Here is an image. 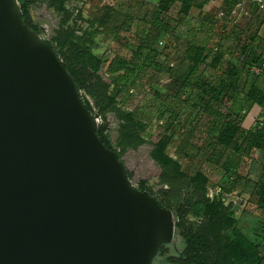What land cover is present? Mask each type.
Wrapping results in <instances>:
<instances>
[{
    "label": "rangeland",
    "instance_id": "1",
    "mask_svg": "<svg viewBox=\"0 0 264 264\" xmlns=\"http://www.w3.org/2000/svg\"><path fill=\"white\" fill-rule=\"evenodd\" d=\"M63 1L60 7L59 0H34L32 17L44 39L52 42L68 29L75 31V42L84 45L85 33L96 31L93 52L103 62V77L113 81L109 94L116 102L105 108L100 86L82 93L100 124L108 125L106 134L134 170V182L150 176L151 193L174 211L190 203L186 223L197 229L207 228L204 194L220 199L234 211L237 228L254 244H263L264 211L258 204L257 183L264 175V151L237 154L214 146L212 126L217 120L206 108L221 102L224 115L246 117V129L254 128L261 117L264 109L248 100L247 91L252 84L264 89V73L253 69L262 64H251L252 56L262 51L264 11L240 0L227 7L187 0L192 3L189 14L182 10L186 0ZM162 18L169 32L160 29ZM245 43L250 45L246 50ZM201 48L208 49V57L192 70L191 59ZM210 86L223 94L233 86L235 90L217 100L209 93ZM120 112L131 113L135 123L145 126L137 133L144 144L137 146L123 136L127 121ZM165 132L171 135L166 153L184 175H157L161 169L169 170L151 155L153 144ZM183 245L178 236L177 246ZM168 247L172 250L174 245ZM207 252H213L210 243ZM154 264L168 261L158 254Z\"/></svg>",
    "mask_w": 264,
    "mask_h": 264
},
{
    "label": "water",
    "instance_id": "2",
    "mask_svg": "<svg viewBox=\"0 0 264 264\" xmlns=\"http://www.w3.org/2000/svg\"><path fill=\"white\" fill-rule=\"evenodd\" d=\"M99 127L19 1L0 0V264H154L177 246L174 210Z\"/></svg>",
    "mask_w": 264,
    "mask_h": 264
},
{
    "label": "trees",
    "instance_id": "3",
    "mask_svg": "<svg viewBox=\"0 0 264 264\" xmlns=\"http://www.w3.org/2000/svg\"><path fill=\"white\" fill-rule=\"evenodd\" d=\"M173 1V0H172ZM209 1V0H208ZM238 0H225L219 3L221 6L227 7L231 2ZM210 2V1H209ZM23 11V20L35 31L42 33L40 26L34 21L30 6L34 0H22L19 2ZM63 0H59V6L63 7ZM255 8H259L257 5ZM192 8L190 1H183V12L189 14ZM159 26L162 31L169 32L170 27L167 21L159 19ZM96 31L85 33L87 43L78 45L75 42V31L63 30L52 41L46 40L56 50L60 60L73 76L77 87L81 93L85 105L93 113V106L87 97L82 93L83 90L93 91L96 86L103 88V97L107 100L105 108L114 106L115 99L109 94V89L113 81H107L102 73V60L98 58L93 48L97 45L93 37ZM243 48L248 49L249 44ZM207 48H201V52L194 59H191V68L198 66L201 61H205L208 57ZM251 60L252 65L262 64L264 61V39L262 43V51L258 56L253 55ZM236 75L235 71L231 72V76ZM209 93L218 100L223 96H228L230 91H234L235 87H231L225 92L217 91V88L210 86ZM247 98L253 104L259 105L264 109V89L256 84H252L247 91ZM224 104L221 102L214 103L212 106L207 105V112L214 115L217 122L212 126L214 146H221L237 154H243L245 151H264V111L261 112V117L255 122L252 129H246L243 122L246 117L234 115H224L221 112ZM127 124L123 127V136L127 140H133L137 146H141L146 141L137 133L144 129L145 126L140 123H135L131 113L120 112ZM98 118V115H95ZM107 124H100L98 134L106 146L116 150L109 137L107 136ZM171 142V135L165 132L161 139L153 144L151 155L154 159L161 162L163 167H169L168 171L161 169L158 176L161 178L169 176L184 175L180 171L178 162L166 153V149ZM117 151V150H116ZM120 158L125 162L133 185L141 190H149L148 183L150 176L140 177L137 183L134 182L135 172L130 169L128 163L124 160L122 152L117 151ZM257 195L259 207L264 211V175L257 183ZM150 191V190H149ZM151 192V191H150ZM159 199V198H158ZM206 202V225L207 228H195L193 225H187L186 219L192 211V205L188 203L185 207L181 204L175 215L177 219L178 236L183 240V247L174 246L172 250L168 245H163L159 254L166 257L168 264H264V243L256 245L251 241L240 229L236 226L234 211L220 199L211 200L204 194ZM163 206H166L162 199H159ZM208 243L212 244L213 252H207Z\"/></svg>",
    "mask_w": 264,
    "mask_h": 264
},
{
    "label": "built area",
    "instance_id": "4",
    "mask_svg": "<svg viewBox=\"0 0 264 264\" xmlns=\"http://www.w3.org/2000/svg\"><path fill=\"white\" fill-rule=\"evenodd\" d=\"M211 3H216L219 4L225 0H209ZM240 1H244V2H248V3H252L254 5H257L262 11H264V0H240ZM223 14V13H222ZM253 69L259 74V73H264V61L261 65L260 68H258L257 66H254ZM99 120V119H98Z\"/></svg>",
    "mask_w": 264,
    "mask_h": 264
},
{
    "label": "crops",
    "instance_id": "5",
    "mask_svg": "<svg viewBox=\"0 0 264 264\" xmlns=\"http://www.w3.org/2000/svg\"><path fill=\"white\" fill-rule=\"evenodd\" d=\"M259 106V105H258Z\"/></svg>",
    "mask_w": 264,
    "mask_h": 264
}]
</instances>
